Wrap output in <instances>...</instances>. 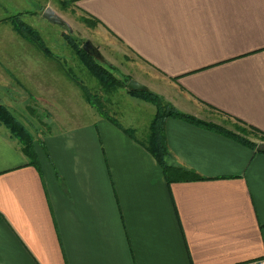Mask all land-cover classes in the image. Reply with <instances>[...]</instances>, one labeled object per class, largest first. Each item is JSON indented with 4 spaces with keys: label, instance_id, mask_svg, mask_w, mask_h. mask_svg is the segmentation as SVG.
I'll use <instances>...</instances> for the list:
<instances>
[{
    "label": "crops",
    "instance_id": "obj_1",
    "mask_svg": "<svg viewBox=\"0 0 264 264\" xmlns=\"http://www.w3.org/2000/svg\"><path fill=\"white\" fill-rule=\"evenodd\" d=\"M58 1H74L112 48L158 73L153 85L179 111L211 108L264 132V0ZM8 86L0 103L13 113L21 93ZM91 109L34 139L38 167L0 125V264L264 260V154L167 118L170 162L203 178L167 184L139 142L145 120L116 107L117 126Z\"/></svg>",
    "mask_w": 264,
    "mask_h": 264
},
{
    "label": "rangeland",
    "instance_id": "obj_2",
    "mask_svg": "<svg viewBox=\"0 0 264 264\" xmlns=\"http://www.w3.org/2000/svg\"><path fill=\"white\" fill-rule=\"evenodd\" d=\"M46 8L53 10L65 22V26L60 27L43 19L42 13ZM12 17H18L35 31L52 56L44 55L36 43L22 38L11 24ZM99 28L100 25L92 18L82 15L72 3L65 4L58 0H0V101L7 99L11 91L9 86L6 87V82L11 83L13 86L11 88L18 89L22 103L11 102L10 106L14 109L12 114L31 133L33 140L41 139V135L46 134L52 127L53 132L57 131V128L60 129V121L67 120L68 115L76 111V107L80 112L92 110L73 77L92 94L101 98L107 113L118 107L126 112L128 117L134 119V116H137L138 119L145 120L137 134L138 138L147 135L148 124L155 113V107L151 103L129 95L126 88L117 87L108 92L104 91L97 80L80 64L66 42V35L78 42L81 47L85 41H90L98 49L102 57L101 63L104 66L110 64L115 67L113 73L116 78L122 80L127 77L135 80L169 103L157 86L153 85V79L161 78L158 73L129 52L127 53L129 57H125L127 54L122 49L112 48L104 38L105 33L103 38L102 34L98 33L99 31L102 33ZM111 42L115 44V41ZM37 66L39 70H35ZM32 73L34 77L42 74L46 83L42 82V86L39 84L31 86L35 83L30 79ZM62 79L69 84L63 86L60 83L58 87L46 86L53 80ZM12 80L17 81L20 86H16ZM30 93L32 98L28 97ZM204 111L206 114L196 118L236 131L233 120L211 108ZM243 135L258 144L264 143V140L247 132Z\"/></svg>",
    "mask_w": 264,
    "mask_h": 264
},
{
    "label": "trees",
    "instance_id": "obj_3",
    "mask_svg": "<svg viewBox=\"0 0 264 264\" xmlns=\"http://www.w3.org/2000/svg\"><path fill=\"white\" fill-rule=\"evenodd\" d=\"M62 2V3H73ZM98 23L95 19H93ZM11 24L15 31L24 39L28 41H33L37 44L40 51L46 56H52L49 49L43 44L39 35L33 31L29 26L20 20L18 17H12ZM66 42L71 47L75 53L80 64L86 69V71L94 77L99 83L100 87L104 91H110V89H115L123 87L127 89V83L130 81L127 77L122 80L118 79L114 75L115 67L112 65L104 66L101 61L95 59L94 57L86 54L78 42H75L69 35H66ZM79 86L87 101L98 114L119 126V124L111 117L104 109L101 98L92 94L82 83L72 78ZM126 92L136 98L144 100L151 103L155 107V113L153 118L148 124L147 135L142 138L140 144L152 155L161 168L162 175L167 184L174 182H192L203 180L198 174L193 170L183 168L181 166L172 164L170 154L166 146V139L164 135V123L167 118H174L185 123L191 124L195 127L219 134L226 138H229L237 143H240L250 149L256 150V152L264 154V145L257 144L256 142L250 140L245 135L247 132L255 137H259L264 140V132L237 119L233 118L223 112L221 115L227 117L235 122L236 131L228 130L222 126L215 125L212 123L205 122L196 118L195 116L183 113L176 109L173 105L164 102L163 98L149 90L146 91H131L126 90ZM0 125L4 126L10 133V135L18 140L21 145L22 152L29 160V165L38 167V160L34 148V140L31 133L25 128L23 124L11 113V111L3 105H0ZM130 137L134 138L133 130H124ZM135 139V138H134Z\"/></svg>",
    "mask_w": 264,
    "mask_h": 264
},
{
    "label": "water",
    "instance_id": "obj_4",
    "mask_svg": "<svg viewBox=\"0 0 264 264\" xmlns=\"http://www.w3.org/2000/svg\"><path fill=\"white\" fill-rule=\"evenodd\" d=\"M42 18L45 19L47 22L58 25L60 27L65 26V22L50 8H46L42 13ZM82 50L94 57L95 59L101 61L102 57L96 47H94L90 41H85L82 45ZM127 89L131 91H146L147 87L135 80H130L127 83Z\"/></svg>",
    "mask_w": 264,
    "mask_h": 264
},
{
    "label": "built area",
    "instance_id": "obj_5",
    "mask_svg": "<svg viewBox=\"0 0 264 264\" xmlns=\"http://www.w3.org/2000/svg\"><path fill=\"white\" fill-rule=\"evenodd\" d=\"M260 264H264V260H262V261L260 262Z\"/></svg>",
    "mask_w": 264,
    "mask_h": 264
}]
</instances>
